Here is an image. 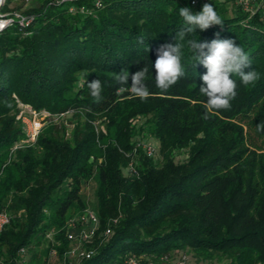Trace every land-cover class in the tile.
Masks as SVG:
<instances>
[{"label": "trees", "instance_id": "1", "mask_svg": "<svg viewBox=\"0 0 264 264\" xmlns=\"http://www.w3.org/2000/svg\"><path fill=\"white\" fill-rule=\"evenodd\" d=\"M93 1L41 0L22 10L34 15L28 26L0 31V211L12 217L0 232V264H25L27 252L30 264L42 252L47 262L53 250L65 264H119L129 256L162 264L188 252L264 264V6L251 13L235 0L208 2L224 24L191 38L234 39L252 64L244 71L260 79L245 86L233 75L231 108L204 119L207 69L195 66L194 54L183 49L185 74L166 92L156 87L154 68L157 49L174 43L183 26L179 8L199 12L204 4L102 0L98 8ZM11 3L0 12H15ZM144 67L149 96L141 100L130 91L131 74ZM122 69L130 74L126 85L114 78ZM94 79L103 89L99 103L88 87ZM25 105L60 121L48 122L35 143L17 146L28 137ZM138 128L158 140V156L135 154ZM181 150L188 155L177 161ZM133 159L136 174L128 171ZM92 178L99 225L83 241L93 255L78 258L67 254L69 219L87 209L81 193Z\"/></svg>", "mask_w": 264, "mask_h": 264}, {"label": "clouds", "instance_id": "2", "mask_svg": "<svg viewBox=\"0 0 264 264\" xmlns=\"http://www.w3.org/2000/svg\"><path fill=\"white\" fill-rule=\"evenodd\" d=\"M179 16L183 20L182 28L176 33L174 43L162 44L157 49V57L154 63L156 87L166 92L175 85L185 74L181 63L183 49H187L194 54L195 66L202 65L207 71L201 76L203 84L200 86V93L207 97L203 107L206 109L204 119L209 118V114H214L219 110H229L231 101L237 96V84L232 78L239 76L243 85H254L259 79V73L254 69L245 72L244 69L251 67L248 53L239 46L234 39L217 38L210 42L191 38L199 29L201 32L209 29L213 25H223L221 17L211 3H205L202 10L193 12L189 7H180ZM88 75V74H87ZM148 76V68L131 74V93L146 100L149 96L148 89L144 84ZM120 85L129 82V71L122 69L114 76ZM91 96L94 102L102 100V85L99 79L88 82ZM120 94V89H116V95ZM258 130H264L258 128Z\"/></svg>", "mask_w": 264, "mask_h": 264}, {"label": "rangeland", "instance_id": "3", "mask_svg": "<svg viewBox=\"0 0 264 264\" xmlns=\"http://www.w3.org/2000/svg\"><path fill=\"white\" fill-rule=\"evenodd\" d=\"M41 0H12V3L10 4L11 8H15L16 11H22V10H27L33 6L39 5ZM231 6V12H233L236 9V6H233L232 3H230ZM71 115H65L63 118H67L66 120L69 121ZM20 117L22 118L24 124H25V129L27 132L28 137L27 138H20L17 142V145H31L35 143L37 140V136L40 132V130L50 121H56L59 122L60 118L55 117L53 118L50 116L49 113L47 112H37L33 110L30 106H23L22 113L20 114ZM140 120L138 118L134 121V125L139 123ZM141 122V121H140ZM68 125L70 123L68 122ZM140 127V126H139ZM250 133V131H249ZM256 142V140H254ZM134 143V152L135 154H139L142 146L144 144H151L154 145L157 148L155 156H158L159 153V142L158 140L149 134L147 130L145 131H140V128H138L136 136L133 138ZM188 155V150H181L177 152L176 159L177 161H181L185 159ZM97 188H98V183L96 178H92L83 188L81 196L83 199V202L86 204L87 209L85 211L91 210L96 212V207H97ZM75 214L71 215V217H76L80 212L78 209L75 210ZM83 211V213L85 212ZM82 213V212H81ZM82 228L77 226L75 229H72L73 232H75V235L77 238L72 242V248H84V242L79 239V234ZM47 245V241L44 242L43 246L40 248V250L45 248ZM177 255V254H176ZM176 255L170 256L171 261H174L177 259ZM189 257V263L188 264H226V260L222 256H216L212 260H203L201 258H198L195 256L192 252L187 253ZM32 259V254L27 252L25 254L24 258V263L25 264H30ZM46 256L41 253V259L38 263L36 264H44L46 261ZM46 264H65L63 259L58 255L56 250H53L52 253L48 256Z\"/></svg>", "mask_w": 264, "mask_h": 264}, {"label": "built area", "instance_id": "4", "mask_svg": "<svg viewBox=\"0 0 264 264\" xmlns=\"http://www.w3.org/2000/svg\"><path fill=\"white\" fill-rule=\"evenodd\" d=\"M59 2L67 1V0H58ZM211 1H225V0H193V4H197L199 2L205 4ZM238 4L242 6L245 11H249L254 13L256 9L260 6H264V0H235ZM6 3V0H0V11L3 5ZM95 7H102L103 2L102 0H94L93 1ZM81 12L88 13L89 8L86 5L81 7ZM34 20L33 14H24L22 11H15L9 13H1L0 12V31L6 29L7 27L14 26L19 24L20 26H28ZM19 146V145H17ZM142 149L146 152L147 155L152 156L156 154L157 148L151 144H144ZM128 171L131 174H136V160L133 159L129 162ZM11 215L6 211H0V232H2L11 222ZM81 225L82 229L79 234V239L81 241L90 240L93 235L95 234L96 230L98 229L99 225V217L97 212L95 211H85L84 213L76 216L71 217L69 219V232L68 237L72 241H74L77 236L72 229H75L77 226ZM111 229H107L105 234H110ZM24 251V250H23ZM70 256H77L78 258H89L93 255L92 250H86L82 248H72L67 253ZM162 264H188L189 257L187 254H182L174 261H171L170 256H164ZM119 264H143L138 258L129 256L126 257L121 263ZM152 264V263H149Z\"/></svg>", "mask_w": 264, "mask_h": 264}]
</instances>
